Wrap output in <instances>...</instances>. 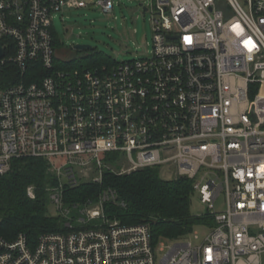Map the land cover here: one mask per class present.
Here are the masks:
<instances>
[{
	"label": "built area",
	"instance_id": "2783aa9c",
	"mask_svg": "<svg viewBox=\"0 0 264 264\" xmlns=\"http://www.w3.org/2000/svg\"><path fill=\"white\" fill-rule=\"evenodd\" d=\"M154 1L148 57L68 70L57 67L52 18L88 3L0 0V71L13 63L24 76L0 90V176L17 159H48L61 180L52 205L67 221L36 242L0 235V264H264V0ZM170 166L214 221L203 236L154 245L148 225L106 217L113 191L73 219L63 206L66 184Z\"/></svg>",
	"mask_w": 264,
	"mask_h": 264
},
{
	"label": "trees",
	"instance_id": "16d2710c",
	"mask_svg": "<svg viewBox=\"0 0 264 264\" xmlns=\"http://www.w3.org/2000/svg\"><path fill=\"white\" fill-rule=\"evenodd\" d=\"M4 44L8 42L4 41ZM54 44L60 50L56 35ZM89 50H84L87 54L84 57L72 58L60 66L57 63V67L108 70L117 64L111 57L94 50L88 53ZM13 52L7 47L8 56ZM22 77L18 67L8 63L0 71V90L17 84ZM117 156L107 153L102 157L113 165ZM50 164L42 157L21 158L13 162L9 173L0 176V235L3 238L11 241L23 234L36 242L44 233L67 232L66 219L60 214H49L52 190L61 183ZM30 186L34 188V199L27 193ZM108 191L115 192L117 200L104 203L106 217L122 225H148L154 245L163 239L179 240L192 234L196 226L214 225L211 217L192 214L193 181L185 177L163 179L158 168H145L122 176L106 171L102 183L81 181L77 186L66 184L63 206L72 209L73 219L84 205L95 204ZM76 206L78 209L74 208Z\"/></svg>",
	"mask_w": 264,
	"mask_h": 264
},
{
	"label": "rangeland",
	"instance_id": "374dc122",
	"mask_svg": "<svg viewBox=\"0 0 264 264\" xmlns=\"http://www.w3.org/2000/svg\"><path fill=\"white\" fill-rule=\"evenodd\" d=\"M85 1L89 6L64 9L52 18L60 46L58 53L61 59L57 61L59 66L72 58L84 57L85 51L75 48L78 45L89 47L88 53L94 50L116 62H131L150 55L154 35L152 25L154 0H114V10L110 13L104 12L97 5L99 0ZM170 167L172 171L168 170ZM170 167L160 169L163 179L171 180L175 177L174 167ZM192 201L193 215H200L206 211L198 193H194ZM218 208L222 210L223 205L219 204ZM56 210L52 205L49 214H57ZM194 230L201 236L208 233V229L202 225L196 226ZM184 238L193 239V236L187 235Z\"/></svg>",
	"mask_w": 264,
	"mask_h": 264
},
{
	"label": "water",
	"instance_id": "95a60500",
	"mask_svg": "<svg viewBox=\"0 0 264 264\" xmlns=\"http://www.w3.org/2000/svg\"><path fill=\"white\" fill-rule=\"evenodd\" d=\"M145 10H147V8H145ZM77 50H85V49H88L89 47L87 46H76L75 47ZM5 56V49L3 47V44L2 42H0V58L4 57Z\"/></svg>",
	"mask_w": 264,
	"mask_h": 264
}]
</instances>
